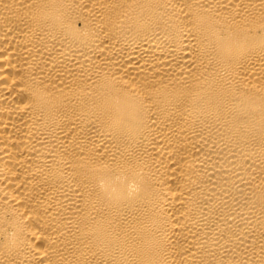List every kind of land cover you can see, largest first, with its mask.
I'll list each match as a JSON object with an SVG mask.
<instances>
[{
    "label": "bare ground",
    "instance_id": "6f19581e",
    "mask_svg": "<svg viewBox=\"0 0 264 264\" xmlns=\"http://www.w3.org/2000/svg\"><path fill=\"white\" fill-rule=\"evenodd\" d=\"M0 264H264V0H0Z\"/></svg>",
    "mask_w": 264,
    "mask_h": 264
}]
</instances>
